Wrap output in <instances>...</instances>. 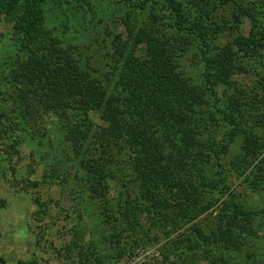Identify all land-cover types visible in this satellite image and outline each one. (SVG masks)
I'll list each match as a JSON object with an SVG mask.
<instances>
[{"label":"trees","instance_id":"trees-1","mask_svg":"<svg viewBox=\"0 0 264 264\" xmlns=\"http://www.w3.org/2000/svg\"><path fill=\"white\" fill-rule=\"evenodd\" d=\"M51 1L15 3L19 19L14 33L26 53L6 72L11 89L8 96L13 103L10 115L19 119L16 124L20 129L25 123L30 128L33 121L42 123L47 114L57 117L52 130L54 125L61 127L56 131L58 158L65 157L68 146L74 162H64L66 166L61 171L52 170L41 178L49 190L53 185L63 190L75 204V212L85 219L90 217L87 210L94 206L93 200L100 201V226L110 230L104 232V241L121 240L118 233L124 231L119 222L136 235L143 217L164 230L181 229L229 191L234 177L244 186L243 198L249 193L264 197V159H259L264 151V136L255 129L264 128V73L258 79H249V95L235 79L241 73L249 74L251 69L249 64L238 62L239 55L249 61H264V26L255 27V17L241 10V0H222L227 6L237 3V8L230 12L234 25H223L217 31L222 34L223 30H234L235 24H240V14H244L251 23L247 35H238L232 44L220 48L217 45L210 54L207 51L209 58L202 68L203 80L213 88L215 96L224 88L231 91L229 95L222 94L229 102L225 112L214 103L208 113L213 123L218 122L217 114L228 121L229 134L222 133L221 141L208 137L207 120L200 116L199 108L208 98L206 92L212 89L204 85L189 88L176 73L179 58L186 51L180 45L184 31L198 30L202 39L213 32L203 26L215 10L214 0H190L195 13L189 16L181 0H138L130 4L133 11L151 23L143 19L136 26L127 15L114 24L106 53L112 63L106 72L109 85L87 74L77 56L70 55L67 47L62 49L58 42L62 37L49 35L43 27V8ZM160 6L168 15L161 13ZM166 17V27L172 32L158 29L164 27ZM118 25L124 27L125 37L115 33ZM260 64L264 67V62L257 66ZM238 132L243 136L242 143L225 168L219 153L229 152ZM33 134L30 140H35ZM61 144H65L64 149ZM58 158L53 156L51 162H46L53 168ZM107 178L118 181L119 192L112 200L107 199ZM234 196L228 195L212 221L189 228L183 240L194 255H189L187 261L182 258L183 264H227L224 257L233 252L247 256L237 250L245 247L255 225L264 220V208L252 202L250 210L237 203ZM36 203L40 206L38 200ZM42 211L38 209L35 218H41ZM112 229L118 233L112 234ZM163 258L168 260L166 255ZM246 259L237 264H262L251 257ZM0 264L9 263L0 257Z\"/></svg>","mask_w":264,"mask_h":264},{"label":"rangeland","instance_id":"rangeland-1","mask_svg":"<svg viewBox=\"0 0 264 264\" xmlns=\"http://www.w3.org/2000/svg\"><path fill=\"white\" fill-rule=\"evenodd\" d=\"M17 1L19 0H0V111L2 113L0 115V257L6 259L9 264L31 261H36L38 264H180L183 261L182 258L187 261L189 255H194L186 249V242L183 240L188 236L189 228L194 224L202 226L212 221L221 203L229 194L235 195L237 203L249 207V204L253 205V202L254 205L258 203L264 208V197L258 194L249 193L243 198L246 194L243 190L244 186L240 185V180L234 177L230 179L229 191L221 195L219 200L213 201L212 206H207L196 220L181 229L173 231L166 227L164 230L156 223L152 225L149 219L143 217L139 223L141 230L136 232V235L119 222L118 225L124 232L118 233L112 229L111 233H118L121 240L118 239L117 243L104 241V232L110 230L100 226L102 210L100 201L93 200L94 206L87 210L90 217L85 219L84 215L80 216L76 213L77 211L75 212V204H72L71 200L64 195L63 190L60 191L54 185L50 187L52 190H49L42 179L52 170L61 171L66 166L64 162L68 165L74 162V155L68 146L64 149L65 144L68 145L64 140L62 142L65 144H61L60 147L65 150V157L58 158L56 144L59 134L56 131L57 129L60 131L61 127L57 124V126L54 125V131L52 130V124L58 123L57 117L47 114L42 117L44 120L42 123L36 124L33 121L31 128L28 123H25L20 129L16 124L19 119L10 115L13 103L8 96L11 89L7 85L6 72L15 67L16 61L26 53L22 48L24 46L14 33L19 19V9L15 7ZM26 1L23 0L24 3ZM181 1L184 4L183 8H188L187 15H193L195 8L191 7L190 0ZM214 1L215 10L203 26L206 30H213V32L202 39L198 35V30L187 28L184 31V35L180 38V45L185 47L186 51L179 58L176 73L189 88H201L204 85L212 89L211 92H206L208 98L199 108L200 116L205 122L207 120L208 137L221 141L222 133L225 136L228 133V121L224 120L221 114H217L218 122L213 123L208 118V113L214 103L217 109H228L229 102L225 95L231 94V91L226 88L222 90L220 87L221 90L215 96L213 88L203 80L202 68L209 58L206 52L209 51L210 54L217 45L220 48L221 45L232 44L234 38L240 34L246 36L251 23L248 16L240 14L242 18L240 24H235L237 28L232 31L223 30L221 34L217 31L218 27L221 29L223 25H234L230 12L233 8H237V3H229L227 6L228 4L222 3V0ZM241 1L243 3H241L243 7L241 10L252 13L255 17V27L261 29L264 26V0ZM137 2L138 0H52L44 4L45 23L42 25L49 35L53 34L58 39L62 37V40L60 38L58 41L60 45L62 44V49L69 48L70 55L77 56L87 74L91 73L109 85L110 81L107 80L106 72L112 63L110 64V57L106 53L107 49L110 50L109 44L114 34V24L119 23L127 15L136 26L142 23L143 21L140 20L143 19L148 24L151 23L149 19L142 17L129 7L130 4H137ZM160 8H162V14L168 15L163 10L164 7L160 6ZM164 21V27L161 26L158 29L164 33L172 32V28L166 27L167 17ZM116 31L115 33H121L125 37L123 26L118 25ZM251 60L239 55L238 62L241 65L249 64L247 67L251 69L249 74L241 73L235 78L239 83L237 86L245 89L247 95L251 91L249 79H258V75L264 73V67H261L263 64L257 66V63L264 62L263 58ZM224 93L225 95H222ZM93 118L97 120V115H93ZM255 129L260 136H264V128L255 127ZM31 133H34L35 140L28 138ZM62 135L63 133L61 137ZM242 139V134L238 132L230 144L229 152L219 153L225 168L228 166V158L237 153ZM53 156L58 160H56V166L51 168L47 162H51ZM259 159H264V151ZM69 169L70 167L67 166V170ZM107 180V199L112 200L119 192L118 181L110 182L108 178ZM88 199L90 200L91 196H88ZM88 199H85V202L89 203ZM36 200L39 201L40 206L37 205ZM41 208L43 209L42 217L37 219L35 212ZM251 208L252 206L249 207L250 210ZM122 218L124 219L123 215ZM260 221L261 223H257L252 230L245 247L237 250L242 254L246 253L247 256L233 252L226 255L225 261H222L227 264H237L248 261L246 257H251L254 262L264 264V220ZM163 255L168 256V260L164 259ZM196 264L206 263L197 262Z\"/></svg>","mask_w":264,"mask_h":264}]
</instances>
